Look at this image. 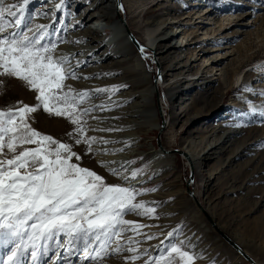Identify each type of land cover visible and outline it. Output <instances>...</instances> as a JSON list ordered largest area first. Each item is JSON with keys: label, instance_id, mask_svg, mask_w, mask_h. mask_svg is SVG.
I'll list each match as a JSON object with an SVG mask.
<instances>
[{"label": "rangeland", "instance_id": "1", "mask_svg": "<svg viewBox=\"0 0 264 264\" xmlns=\"http://www.w3.org/2000/svg\"><path fill=\"white\" fill-rule=\"evenodd\" d=\"M48 1L30 0L26 6V15L31 18L25 20L26 27H6L5 31L21 32L23 29L27 32L32 29L34 20H51L54 23L49 28L50 34L44 43L56 41L57 46L53 53L55 56L65 45H78L77 42L70 43L68 33L73 34L80 30L70 28L72 18L77 16H71L70 12L65 17L69 8L63 10L61 7L59 11L54 8L45 9L44 12L48 13L38 17V7L48 5ZM128 1L115 3L116 11L119 10L122 14L123 23L127 24L126 19L130 21L135 34L142 38L143 42H147L150 35L154 36L152 48L160 42L163 56L167 55L164 50L168 49L164 45L176 43L177 49L180 38L193 29L198 30L197 40L194 39L190 45L178 48L181 55H187L180 65L176 64L174 58H169L168 62L159 65L157 58L161 54L157 53L160 50H157V53L154 49L150 50L146 59V70L154 73V85L162 87L160 94L155 93L154 102L158 108L160 125L161 122H166V126L160 130V126L139 130L142 133L140 147L134 154H130L135 161L131 163L130 168L142 170L137 178L142 175L146 177L143 182L134 186L138 189L155 188V191L143 193L134 200L135 203L148 202L146 207H153L154 213L150 216L127 213L123 219L144 225L138 232L151 235L153 239H145L144 235L128 230L120 237H114L109 248V251L115 248L118 240L121 251L102 256L99 261H88L87 264H145L151 257H159L162 253L167 256L166 249L181 241L184 249L197 257L191 264H252L249 259L264 264V115L261 114L264 113V95L261 94L264 93V0H167L168 10L160 9L136 19H131L132 14L127 8ZM133 1L139 6L138 10L143 11L152 0ZM17 2L4 0L5 5ZM87 2L88 0H80L79 3L85 8ZM193 2L197 5L192 4ZM104 4L109 5L110 0H106ZM119 5H122V11ZM80 10L77 9L76 14H79L77 11ZM192 11L196 12V15L207 13L203 18L207 17L205 21L209 24H197L187 18ZM9 19L5 14V23ZM164 20L167 22L163 23ZM95 22L92 21L90 26L101 28L98 22ZM172 29L181 32H176L173 38L166 39ZM159 32L160 35H157ZM98 35L105 38L102 33L98 32ZM130 35L132 36L131 32ZM111 50L113 51V48ZM94 55H89L84 61L86 64L75 69L79 79H65L64 91L69 88L76 93L82 91L84 86L89 84L85 77H90L96 81L94 86L99 88L116 86L118 91L108 92L114 96L137 93V96L124 106L139 101V93L147 92L145 88L136 89V81L123 83L126 78L124 71H127L129 66L133 68L131 64L120 66L115 63L113 67L120 68V72L111 74L104 71L99 78L88 74V70L93 66L91 57ZM72 62L71 58L70 64ZM185 62H188V65L179 68ZM167 65H176V69L167 70L166 76L160 78L165 72L162 66ZM78 71L82 73H77ZM201 71H204L209 84H201L203 81L197 80L202 75ZM176 81L182 84L171 91L172 96L169 98V95L165 94L169 93L166 88L174 86ZM192 81L196 83L190 86ZM87 91L91 93L90 90ZM94 93L80 103L79 107L88 108L89 100L107 96V93ZM35 96L36 92L30 90L26 82L0 74V111L14 110L24 104L35 106L38 103ZM91 108L93 110L82 117L86 121L84 135L88 137H93L89 127L92 112L96 110L95 107ZM253 108L256 109L255 113L251 111ZM115 109L119 113L121 107L117 106L112 110ZM25 119L40 133L71 144L73 151L82 157L80 165L96 171L104 178L105 183L121 186L127 183L122 179L120 181L117 174L122 170V166L116 168L118 171L113 175L98 163L95 152L89 154L86 145L74 143V136L69 133L73 132L75 126L67 118L49 115L40 108L35 113H28ZM104 119L105 123H109L114 117ZM228 132L230 133L227 134ZM38 146H18L16 154L23 147ZM162 147L165 153L163 155L170 156L163 160L153 159L150 148L161 152ZM188 150L203 157L200 169L197 173L194 172V175L187 158ZM4 153L7 154L6 157L0 153V158L10 159L13 155L8 153L6 147ZM189 184L193 192L186 189ZM194 194L197 202L191 198ZM174 229L179 231L168 237L167 233ZM62 243L64 247L56 248L53 242L48 255L40 257L39 264H53L54 261L55 264H85L82 252L71 256L68 254V238H63ZM242 247L250 256L242 255ZM132 256H136V259H131ZM178 260L179 255L175 254L173 264H177ZM28 264H31L30 256ZM152 264L157 262L152 260Z\"/></svg>", "mask_w": 264, "mask_h": 264}, {"label": "snow or ice", "instance_id": "2", "mask_svg": "<svg viewBox=\"0 0 264 264\" xmlns=\"http://www.w3.org/2000/svg\"><path fill=\"white\" fill-rule=\"evenodd\" d=\"M29 2L22 0L18 4L5 5L4 0H0V74L26 82L29 89L36 92L38 102L35 106L24 104L14 110L0 111V153L6 157V147L8 153L13 154L10 159L0 158V249L3 250L0 251V264H28L29 256L31 264H39L40 257L48 255L53 242L56 248L65 246L62 243L65 237L68 238V254L82 252L87 264L121 251L118 240L116 247L109 251L114 237H120L128 230L144 235L138 232L144 225L123 217L127 213L152 215L154 208L146 207L148 202L135 203L134 200L155 188L138 189L131 184L105 183L96 171L80 165L82 157L73 151L71 144L40 133L26 121L28 113H35L40 108L49 115L67 118L75 126L69 135L74 136L76 145H86L89 154L101 151L94 150L93 144L114 143L102 137L84 135L86 121L82 117L93 109L80 108L79 104L91 93L87 90L76 93L71 88L64 91L66 78L79 79L75 68L80 62L74 68L70 56L53 55L56 41L44 43L50 34V25H37L35 30L28 29L27 32L23 29L21 32L5 31L6 27H26L25 20L31 18L26 15ZM61 7L62 4H57L56 10ZM120 7L122 9V5ZM5 14L10 18L6 23ZM138 47L142 57L147 59L144 47ZM118 90L112 86L94 91ZM94 107L104 110V105ZM251 111L255 113L256 109ZM28 144L39 146L23 147L16 154L18 146ZM110 171L115 175L118 169ZM141 172L140 169L133 170L123 179L135 180ZM178 231L174 229L167 236L172 237ZM144 238L150 240L153 236L144 235ZM166 251L167 256L162 253L159 257L149 258L145 264H152V260L157 264H173L175 254L179 255L177 264H191L197 258L184 249L182 241L172 244ZM130 258L134 260L136 256Z\"/></svg>", "mask_w": 264, "mask_h": 264}, {"label": "bare ground", "instance_id": "3", "mask_svg": "<svg viewBox=\"0 0 264 264\" xmlns=\"http://www.w3.org/2000/svg\"><path fill=\"white\" fill-rule=\"evenodd\" d=\"M18 2L22 0H16ZM80 0H49L48 5L39 6L37 9L38 17L44 16V14H47L48 12H44L45 9L54 8L56 9L57 4H62V9L69 8L68 11L65 13V17L68 16V13L71 12V16H77L75 18H72V23L70 28H78L80 31H77V33H68L69 35V41L72 44L77 42L78 45L72 46V45H65L60 50H58L55 54V56H70L73 60L71 65L75 68V65L77 62H80V68L83 64H86L84 61L89 57L91 54H95L91 57V62L93 63V66L88 70V74H94L95 78L102 77L101 73L104 71H108L111 74H115L121 71V69L113 67L115 63H119L120 66H128L133 65V68L130 66L127 67V71H124L126 73V78L123 81V83H129L136 81V89L145 88L147 89V92L145 93H139L138 96H140V100L128 105L127 103L134 99V96H137V93H127V94H121L116 95L107 93V96L105 98H98L97 100H89V107H94L97 105H104V110L102 111L99 107H95V111L92 112V120L90 122L89 129L92 131L91 136L97 137V138H104L106 140L114 141V143L109 144H93L92 148L100 149L101 151H94L95 157L98 163L102 165V167L106 170H110L112 168H118L119 166H122V170L117 173L119 175V180H124L123 176L127 175L130 176L131 172L134 170L133 168H130L131 163L130 161H133L134 159L130 156V154H134L136 150L140 147L139 140L142 137V133H140V129H146L150 130L151 128H165L166 122H159V116H158V108L154 102L155 93L160 94L162 91V87H159L158 85H154V73H150L146 70V66H148V62L146 59H144L140 53V50L137 45L143 46L145 49L146 56L148 53H150V50L154 49L157 53V50H160L158 55L161 54L157 58V62L160 64H165L168 62L169 58L176 59V64L180 65V62L186 58L185 55H181L178 48L179 47H185L190 45V43L196 39L197 40V34L198 30L193 29L189 34H184L182 38H180V41L177 43L179 47L175 49L174 44H168L164 45V47H168V49L164 50V53L167 52V55L163 56L161 53L163 48L161 47V43L158 42L154 48H152L153 44L152 41L155 40L154 36L150 35V38L147 42H143L142 38H139L136 34L133 28L131 27V22L127 21V24L123 23L122 20V14L120 11H116L115 9V3L120 2L122 0H110V4L104 6L106 0L104 2H101V0H88L86 4H88L85 8L81 7ZM87 1V0H86ZM17 2V3H18ZM168 2L167 0H152L150 5L146 10L139 11V6L137 3L133 0H129L127 3L128 12L132 14L131 19H136L137 17L145 16L147 14L156 12L157 10L164 9L168 10L169 6L166 4ZM13 3V4H17ZM82 3V2H81ZM8 5V3H6ZM74 4V6H73ZM192 4H196V2H193ZM118 5V4H117ZM116 5V7H117ZM194 6V5H191ZM81 7V10H80ZM120 7V5L118 6ZM79 9L80 11H77L79 14H76V10ZM14 9L13 11H15ZM123 8L121 9V11ZM194 14V15H193ZM207 13H201L199 15H196V12L192 11L187 15L186 17L190 20L196 21V23H201L208 25V21H205V18L203 16ZM92 21L98 22V25L101 26V28L98 27H92L90 26V23ZM95 22V23H96ZM167 20H164L163 23H166ZM54 22L51 20L49 21H40L39 19L34 20L32 29L35 30L37 25H43L47 24L50 25V27L53 25ZM112 24V25H111ZM188 24V23H185ZM49 27V28H50ZM166 28V27H165ZM131 32L132 36L130 35ZM158 31V28L157 30ZM102 33L105 35V38H101V36L98 35ZM179 34L181 31H177V29L171 31L169 37L167 38H173L174 35ZM160 35V32L157 34ZM93 36V37H91ZM134 39H131V38ZM162 40L165 39V37H160ZM169 43V42H168ZM113 48V51L111 50ZM149 51H147V50ZM157 55V56H158ZM156 60V58H155ZM190 60V56H189ZM188 61V58H187ZM218 60H216L217 62ZM110 62V64H108ZM188 65V62H185L181 67L182 68ZM75 68V69H78ZM110 69V70H108ZM162 69L165 71L160 75L161 77L166 76L167 70H174L176 69V65H167L165 67L162 66ZM85 71V70H84ZM204 71H201V76L197 78L198 81H203L201 84H209V82L206 80L207 77L203 73ZM207 72V71H206ZM77 73H82L78 71ZM87 83L83 88L84 90H90L91 93H94L96 88H99L98 86H94L96 84V81H93L92 78H87ZM206 81V82H204ZM185 82V81H184ZM174 86H168L166 89L169 93H165L166 95L170 96L171 91L174 88H177L179 85L182 84V82L178 83L175 82ZM196 82L192 81L190 86L194 85ZM174 92V91H173ZM96 94V93H94ZM121 107L118 110L115 109V107ZM227 116V114L225 115ZM95 117V119H94ZM105 117H114L113 120H110L109 123H105L104 119ZM111 123V125H110ZM101 129H115L114 131H101ZM230 131V130H229ZM228 132L227 134H229ZM226 134V136H227ZM160 145L161 139H160ZM106 149L107 151H103ZM122 149V150H121ZM161 152L157 150H152L150 148V153H153V159L157 160H163V158H166L170 155H163L164 149L163 147L160 149ZM189 151V150H188ZM187 151V155H189V165L192 166L193 169V175L194 172H198L200 169V164L203 161V157L200 156L197 153H190V151ZM186 152V151H185ZM165 154V153H164ZM173 157V156H171ZM146 177L142 175L139 178H136L135 180H129L125 184V186L136 185L143 180H145ZM193 181V180H192ZM192 185V183H191ZM191 185L189 184L187 186V190L192 191ZM193 192V191H192ZM194 202H197L196 195L194 194L193 197H191ZM200 203V202H199ZM201 205V204H200ZM202 206V205H201ZM204 208V207H203ZM222 232V231H221ZM224 233V232H223ZM226 238V237H225ZM236 243V242H235ZM237 244V243H236ZM240 245V244H239ZM241 246V245H240ZM241 249V248H240ZM244 255H249L246 249L242 247ZM241 254V253H240ZM81 256H84L82 253ZM80 256V257H81ZM246 258V257H244ZM253 262L255 264H261L253 259Z\"/></svg>", "mask_w": 264, "mask_h": 264}, {"label": "water", "instance_id": "4", "mask_svg": "<svg viewBox=\"0 0 264 264\" xmlns=\"http://www.w3.org/2000/svg\"><path fill=\"white\" fill-rule=\"evenodd\" d=\"M242 255H244L243 251H242ZM245 256H246V255H245ZM248 259H249V258H248ZM249 261H250V263L255 264L252 260L249 259Z\"/></svg>", "mask_w": 264, "mask_h": 264}]
</instances>
